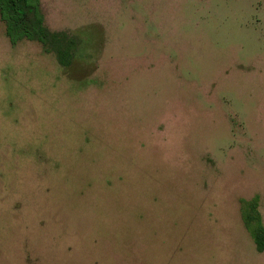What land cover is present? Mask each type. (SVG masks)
I'll list each match as a JSON object with an SVG mask.
<instances>
[{
  "label": "rangeland",
  "instance_id": "374dc122",
  "mask_svg": "<svg viewBox=\"0 0 264 264\" xmlns=\"http://www.w3.org/2000/svg\"><path fill=\"white\" fill-rule=\"evenodd\" d=\"M38 1L74 47L0 18V264H264V0Z\"/></svg>",
  "mask_w": 264,
  "mask_h": 264
},
{
  "label": "trees",
  "instance_id": "16d2710c",
  "mask_svg": "<svg viewBox=\"0 0 264 264\" xmlns=\"http://www.w3.org/2000/svg\"><path fill=\"white\" fill-rule=\"evenodd\" d=\"M0 18L5 25V34L11 45L21 40L36 41L53 52L59 64L68 66L74 40L64 33H51L44 25V18L38 0H0ZM242 220L245 228L254 238L257 252L264 251V229L260 219L252 216L257 206L255 202L245 204ZM256 219L254 225L253 220Z\"/></svg>",
  "mask_w": 264,
  "mask_h": 264
}]
</instances>
